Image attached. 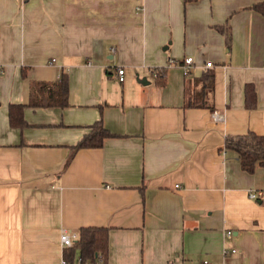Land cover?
<instances>
[{
    "label": "crops",
    "instance_id": "0c3cea01",
    "mask_svg": "<svg viewBox=\"0 0 264 264\" xmlns=\"http://www.w3.org/2000/svg\"><path fill=\"white\" fill-rule=\"evenodd\" d=\"M188 57L190 75L168 66ZM63 75L67 108L30 106ZM99 121L116 137L73 151ZM249 133L264 137V0H0V264H63L61 233L83 228L108 230L107 264H264V167L225 147Z\"/></svg>",
    "mask_w": 264,
    "mask_h": 264
},
{
    "label": "trees",
    "instance_id": "16d2710c",
    "mask_svg": "<svg viewBox=\"0 0 264 264\" xmlns=\"http://www.w3.org/2000/svg\"><path fill=\"white\" fill-rule=\"evenodd\" d=\"M191 0H185L189 2ZM260 9L261 7H256ZM157 83L164 85L165 69L156 70ZM202 94L207 91L212 92L214 88V75L205 76L202 79ZM37 88H39L37 90ZM246 106L254 109L253 101L256 99V92L253 87L245 88ZM202 103V102H201ZM30 106L33 108H67L69 106V81L63 75L60 82L54 85L39 84L32 91ZM203 105L198 100L188 101V108H201ZM24 109L22 105H11L9 110L10 125L13 128L23 129L26 127L24 121ZM104 126L103 121L95 123L91 127V132L85 136L74 148L73 151L82 149H99L109 138H114ZM227 150L235 152L243 171L253 174L257 166L264 167V137L255 133H249L240 137H230L226 139ZM79 240L72 249H65L64 260L68 264H75L77 255L84 264L102 261L108 263L109 258V237L108 230L102 228H83L79 231Z\"/></svg>",
    "mask_w": 264,
    "mask_h": 264
},
{
    "label": "built area",
    "instance_id": "2783aa9c",
    "mask_svg": "<svg viewBox=\"0 0 264 264\" xmlns=\"http://www.w3.org/2000/svg\"><path fill=\"white\" fill-rule=\"evenodd\" d=\"M194 63H195V61H194V58H192V57L186 58L183 61V63L178 62L174 59H170L168 66L169 67H180L184 71V74L187 76V75H190L191 70L194 66ZM212 67H213L212 63L206 64V68H212ZM118 74L120 76V78H119L120 82H124L125 81V78H124L125 71L123 69H120L118 71ZM214 120L216 122L223 121V116L221 114L215 113L214 114ZM251 197H252V199L257 198L255 194H252ZM233 237H234V233L232 231L226 232V239H232ZM79 238H80V236L78 233H73L71 231L64 230L60 236V243H61L62 248L64 250L65 249H72L75 246L76 242L79 240ZM226 253H228V252L226 251ZM232 253L236 254V253H238V251L236 249H233ZM63 264H68V263L64 260ZM75 264H84V263L79 258V259H77ZM87 264H103V263H102V261H97L95 263H87Z\"/></svg>",
    "mask_w": 264,
    "mask_h": 264
},
{
    "label": "water",
    "instance_id": "95a60500",
    "mask_svg": "<svg viewBox=\"0 0 264 264\" xmlns=\"http://www.w3.org/2000/svg\"><path fill=\"white\" fill-rule=\"evenodd\" d=\"M144 83H147L146 81H144Z\"/></svg>",
    "mask_w": 264,
    "mask_h": 264
}]
</instances>
